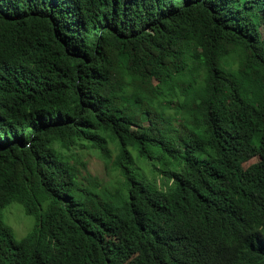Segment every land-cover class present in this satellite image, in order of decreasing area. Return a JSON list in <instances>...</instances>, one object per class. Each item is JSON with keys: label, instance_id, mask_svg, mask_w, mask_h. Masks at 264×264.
<instances>
[{"label": "trees", "instance_id": "16d2710c", "mask_svg": "<svg viewBox=\"0 0 264 264\" xmlns=\"http://www.w3.org/2000/svg\"><path fill=\"white\" fill-rule=\"evenodd\" d=\"M261 26L264 0H0V264H264Z\"/></svg>", "mask_w": 264, "mask_h": 264}, {"label": "rangeland", "instance_id": "374dc122", "mask_svg": "<svg viewBox=\"0 0 264 264\" xmlns=\"http://www.w3.org/2000/svg\"><path fill=\"white\" fill-rule=\"evenodd\" d=\"M261 31H262V35H264L263 26H261ZM102 71L109 74V76L114 82L119 83L122 81L121 79H119L118 72L115 69L102 70ZM257 78L258 76L256 74H249L247 77V79L251 81H255L257 80ZM122 95L123 96L121 99L126 104V106L123 108L124 113L133 120L139 121L142 125H147L149 123L147 114L145 112L142 113L131 112L129 106L133 101V99L139 96V94H135V91L131 89L130 91H126ZM226 104H227V112L224 117V126L227 125L229 116L235 111V107L230 100H228ZM180 105H181V110L179 111V113L175 114L174 111L171 110L170 112L161 114L162 120L173 121L174 119H178V118L180 119L188 115L189 114L188 102L185 99H181ZM154 112L159 113L156 110H154ZM80 149L81 148L78 146L74 148V150H78V151H80ZM192 151H193V144L190 139L186 145V152L190 156ZM80 154L82 160L86 161L87 164V168L85 171L86 172L89 171V173L97 179L96 183L98 185L102 184L109 186V181L113 178L115 174L114 172H110L108 170L102 158H100L97 155V152L93 151V149H88V150H81ZM237 158L240 161L241 166L243 168H247L249 165L256 163L259 160V156L254 148H248L240 151L237 155ZM73 167L80 168V163L73 162ZM149 177L150 178L153 177L152 173L149 174ZM161 178L162 175L159 172H155L154 180L157 184H161V180H162ZM2 219L4 223H6L12 228L16 240H19L25 235H27L37 223V217L34 215H26L23 207L18 202H12L2 210ZM168 234L173 236V235H177L178 232L171 230L166 234V236Z\"/></svg>", "mask_w": 264, "mask_h": 264}]
</instances>
